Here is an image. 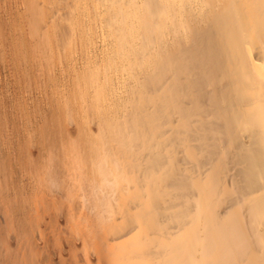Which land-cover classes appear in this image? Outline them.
<instances>
[{
    "label": "bare ground",
    "instance_id": "bare-ground-1",
    "mask_svg": "<svg viewBox=\"0 0 264 264\" xmlns=\"http://www.w3.org/2000/svg\"><path fill=\"white\" fill-rule=\"evenodd\" d=\"M0 264H264V0H0Z\"/></svg>",
    "mask_w": 264,
    "mask_h": 264
}]
</instances>
